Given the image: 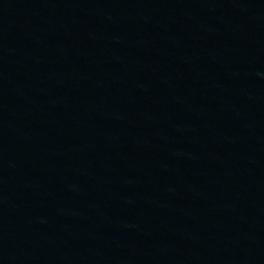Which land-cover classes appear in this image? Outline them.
<instances>
[{
  "label": "water",
  "instance_id": "water-1",
  "mask_svg": "<svg viewBox=\"0 0 264 264\" xmlns=\"http://www.w3.org/2000/svg\"><path fill=\"white\" fill-rule=\"evenodd\" d=\"M0 264H264V0H0Z\"/></svg>",
  "mask_w": 264,
  "mask_h": 264
}]
</instances>
